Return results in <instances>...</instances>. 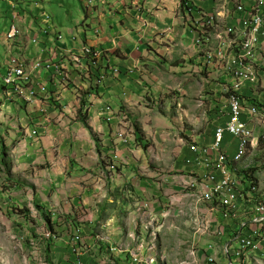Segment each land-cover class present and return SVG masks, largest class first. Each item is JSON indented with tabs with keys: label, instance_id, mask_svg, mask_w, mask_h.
Wrapping results in <instances>:
<instances>
[{
	"label": "crops",
	"instance_id": "crops-1",
	"mask_svg": "<svg viewBox=\"0 0 264 264\" xmlns=\"http://www.w3.org/2000/svg\"><path fill=\"white\" fill-rule=\"evenodd\" d=\"M50 1L57 5L62 3V0ZM78 1L81 7V0ZM8 2L12 7V4L16 5L22 0H8ZM238 2L239 0H95V7L91 15H85L82 10L83 17L81 20L76 22L72 29H65L68 39L54 43L50 41L53 36L50 38L46 35V40L38 45L33 44L35 47L34 53H27V45L32 43L30 37L39 30L46 26L50 34H61V31H56L52 21H41L42 3L37 10H18L19 13L15 19L13 18L15 15L13 11H11V14L0 12L2 24H7L8 19H6V16H10V27L16 24L20 30V35L13 43L6 40L5 34L0 36V49L7 54L6 60L0 65V74H2V71L5 73V64L9 58L14 56V50L18 52L16 55L23 59L34 60L39 58L47 60L50 49L55 48L57 53H62L58 60L65 63L72 75L78 78L75 69L68 60V53L83 45L109 52V55L101 59L98 65L105 70L111 66L119 70V76H110L107 71L108 77L102 85L94 89L91 94L88 90L84 94V96L90 95L86 98L85 105L86 128L79 121L68 119L75 120L74 118L66 117V115L62 116L68 104L77 105L72 90L61 89L59 91L62 107L54 109L52 106L43 105L47 111L46 116H44L38 112V108L42 105L39 101L27 104L12 96L9 89L0 88V150L3 156L5 154L3 150H8L7 141L15 139L14 143L18 144V140L14 137V131H17L15 124L18 125L17 128L24 131L28 138L35 130L38 137H41L39 148L57 147L58 154H51L44 150V153L39 152L36 157L29 152L22 157L27 165L34 158L40 162V166H44L45 172L42 173V176L43 179L45 177L47 179L46 185L44 184V189H42L41 198H39L41 199V205L38 214L41 218L43 214L49 216L48 213L51 212L49 198H52V196L47 194L50 190H53V187H57L58 181L61 182L62 173L69 172L68 165L72 170L79 169L82 176H84V169H86L88 173L85 174L92 177L91 186H82V191L85 190L87 196L107 186L111 195H114V197L109 198V203H115L116 198L118 203H121L126 210L129 206L132 209L134 208V201L136 202L141 198L134 195L141 193L146 195L147 201L150 202L136 203H138L137 206L148 210L146 216L144 212V217L149 220V215L158 219L162 214H167L163 210L162 202L166 200L165 197L171 198L176 195V198H172L171 201V204L174 205L173 208L182 209V214L187 216L192 215L193 200L190 190L186 189L198 176L206 174L203 164L207 157L202 156L199 171H191L190 169H194V167L188 165L187 162L193 160L196 155L190 151V148L193 146L210 148L213 144V132L209 128V134L198 136L194 132L187 131L186 138L190 139L188 143L185 141L186 139L178 138L177 132H171L181 130L182 123L178 120H170V116L166 113L172 105L170 98L177 90L179 93L184 91L182 92L183 97H195L197 93H203L207 100L223 96L225 98L224 93L230 78L221 76L218 73V65H207L203 58L201 59L199 48L196 46L197 32L192 29L191 23L196 16L204 14L218 17L216 25L219 31L228 26L239 29V20L246 13L242 14L235 11L234 6ZM186 5L192 8L191 12L185 10L184 6ZM245 8L250 9V3L246 2ZM87 20L90 21L89 24L86 23ZM261 42V55L264 57V35L261 37ZM41 48L44 49L40 50ZM189 74L193 76L194 81L197 78L199 81H203L201 84L202 89L197 90L198 84L196 83L192 85L190 83V88L181 89L182 79L187 82L186 79L190 77ZM34 79L44 80L48 91L53 92L54 84L48 74H35ZM212 81H216V84H212ZM74 82L79 83L80 88H86V84L81 82L79 78L78 81L74 79ZM241 93L252 101L248 103L244 99L245 103H257L264 106V78L257 85L246 83ZM148 103H150V108ZM211 103L213 104V101ZM175 104L178 107L181 106L182 100L179 103L177 101ZM106 106L111 107L114 113L127 115L133 125L136 124L137 116L145 112L157 110L159 114L164 113L167 116L164 117V121L154 124L155 129L160 131L155 135L150 134L149 125L143 127V129L141 128L144 134L142 144L137 142V138L134 142L127 138H117V124L114 122L107 125L99 117L100 110ZM219 106L216 107L215 114L217 111L225 110V108L221 109L222 106ZM188 110L186 108L182 112L187 114ZM10 120L12 123H10ZM65 124H69V130L67 131L62 130ZM193 128H195L194 125ZM4 130H9V133H11L9 134ZM94 136L99 141L98 145L94 141ZM147 143H151V148L148 147L145 150L144 145ZM18 145L23 147L21 144ZM236 145V141L229 136L224 140L222 148L229 158L234 154ZM32 149H35L34 146ZM68 152L70 153L68 154ZM211 154L214 156V153ZM65 162H67V165L62 164ZM168 162L175 164L169 170L171 173H164ZM61 166L63 170H61ZM8 173L11 174V172ZM51 173H54L55 178ZM0 175H3L1 169ZM34 178L36 179V175H34ZM216 178L218 179L219 176L217 175ZM20 185V183L16 185L14 182L13 192L18 191L22 186ZM60 186L62 185L60 184ZM56 193L64 194L65 190L54 191V194ZM181 193H183V196L179 197L178 195L181 196ZM44 195H47V201ZM101 195L107 199L104 191L101 192ZM154 197H156V200ZM35 198L38 197L35 196ZM185 204H187V207ZM196 212L199 215L205 214V210H196ZM209 219L212 230L225 225V223H219L217 215ZM143 224L148 226L149 222L146 221ZM156 225L158 229L162 228L160 222ZM230 226H233V224H230ZM190 229L192 236L187 237V244H185V249H187L185 255L183 254L186 257L185 261H190L191 248L194 247L195 243L202 242L195 251V264H205L204 255L208 244L213 246L211 252L217 264L224 263L221 257L222 253L219 251L220 248L223 249L226 245L229 247V253L232 254L234 253L233 250L238 247L232 241H228L226 235L221 239H215L212 235L206 239H199L195 233V228L190 226ZM226 230L228 231L227 228L223 227L222 232L225 233ZM115 234L120 235L121 233L116 232ZM160 235L146 238L137 235V238H134L133 234L128 236L102 234L101 236L89 237L86 243L90 244L93 252H84L87 256L85 262L133 264V256L147 259L155 255H162L165 257V264H182L177 261L178 252L173 249L174 246L171 249L165 248L164 238ZM98 237H105L107 241L101 242ZM107 247H117L119 250H123L122 254H116V252L115 257L108 261L105 259ZM177 249L179 250L178 246Z\"/></svg>",
	"mask_w": 264,
	"mask_h": 264
},
{
	"label": "rangeland",
	"instance_id": "rangeland-1",
	"mask_svg": "<svg viewBox=\"0 0 264 264\" xmlns=\"http://www.w3.org/2000/svg\"><path fill=\"white\" fill-rule=\"evenodd\" d=\"M38 1L40 0H22V2L16 4V7L19 11L37 10L34 3ZM41 3L42 9L40 11L47 14L53 22L56 31H61L60 35L63 40L68 39L65 34V29H72L75 23L81 20L83 17L82 5L80 7L78 0H62L60 5L52 3L50 0H42ZM11 11L12 8L8 0H0V12L2 14L4 12L11 14ZM6 19H8V22L5 25L0 21V36L7 34L9 30L11 17L6 16ZM86 23L89 24L90 21L87 20ZM50 35L54 36L56 33H51ZM46 38L45 35H42V37L40 35L38 36V41L46 40ZM27 47V53L35 52L33 43L28 44ZM17 53L18 52L14 50V55ZM6 58L7 54L4 50L0 49V65L4 63ZM3 73L4 71H2V74ZM189 75L190 77L186 79L187 82H184V79H182L181 89L190 88L193 83L198 84L197 90L202 89L201 84L203 81H199L198 78V81L196 79L194 81L193 76L191 74ZM190 83L191 85H189ZM212 84H216V81H212ZM182 92L180 91L179 93L177 90L173 93L170 98L172 105L168 108L166 114L170 116V120H178L182 123L181 130H174L171 132H177L176 135L178 138L186 139L185 141L189 143L190 139L186 138L187 131L191 133L194 132L198 136L209 134V128H211L213 132L214 123L217 119L220 121L219 117L214 119L215 115L218 114V111L215 114L216 107L220 105L219 107L222 106L221 109H224L226 101L224 96L213 100H207L203 96V93H197L195 97H183ZM185 93L187 94L186 91ZM74 97L77 105L68 104L62 116L66 115V117L75 119L72 120L68 118L71 121H80L83 119V114L86 116V112L84 108L78 105L77 96L74 95ZM181 100L182 104L178 107L175 103L177 101L179 103ZM210 101H213V104ZM148 104L150 108V103ZM186 108L189 110L187 114H184L182 110ZM166 114H159L157 110L140 114L137 116L136 127L139 129L140 133H143L141 128L143 129V127H148L149 125L150 134L155 135L160 131L155 129L154 124L164 121V117L167 116ZM18 116L21 117L20 115ZM10 123H12L11 120ZM193 125L195 128H193ZM14 126L17 129V131H14V137L18 140V144L23 145V147H19L17 143L15 144L14 139L13 141L10 140L6 142L8 150H3L5 151L4 156L0 150V169L1 173H3V175H0V264H89L85 262L87 256L84 252L88 251V253H92L93 251L90 244H87L86 241L89 240V237L101 236L102 234L117 236H128L133 234L134 238H137V235L146 238L161 234L160 236L164 238V247L171 249V247L174 246L173 249L177 250L178 263H191V259L190 261H185L186 257L184 255L185 251H187V249H185L187 237L189 235L192 236L190 226L192 228L193 219H189L191 215L187 216L182 214V209L173 208L174 205L171 204V201L172 198H176V195H170L172 196L171 198L165 197L164 199L166 200L162 202L163 210L167 214H162L158 219L149 215V220H147L146 217H144V212L146 216L148 210L137 206L138 203H136H149L150 201H147L146 195L136 193L134 196L141 198L136 202L134 201L133 209L129 206L126 210L121 203H118L116 198L115 203H109V198L114 197V195H111L107 186L87 196L86 191H82V186H91L92 177L85 174L88 173L86 169H84L85 173L84 176H82V172L79 169L72 170L68 165L69 172L65 171L62 173L61 182L58 181L57 187H53V190H50L49 194H47L48 196H52V198H49V209L51 212H46L49 216L42 214L44 218H49L48 222L43 219V217L41 218L38 214L41 205V199L39 198H41V194L43 193L42 189H44L43 186L44 184L46 185L47 179L46 177L43 179L42 176V173L45 172L43 169L44 166H40V162L34 158L32 159L33 161L31 160L30 164L27 165V163H24L22 157L27 155L28 152L36 157L39 152L44 153V150L51 154H58L57 147L39 148L41 145V137L28 138L22 129L17 128V124ZM68 126L69 124H65L62 130H69ZM250 128L253 130V138L255 137L252 144L254 148L249 149L245 159L241 163L235 165L234 170L238 173L244 171L247 167H254L256 170L255 175L259 179H263L264 125L261 123H254ZM4 131L9 133V130ZM127 131L129 132L128 129ZM3 137L5 136L3 135ZM141 137L144 136L141 135ZM256 140L257 144L255 142ZM94 141H96L98 145L99 141L97 137ZM25 144L28 145L24 146ZM145 145H147V148H151V143ZM33 146L35 148L34 150L32 149ZM69 153L70 152H68V154ZM194 159L199 161L197 156ZM205 161H207V159ZM199 163H201V161H199ZM62 164L67 165V162ZM167 164L168 165L165 166L167 172L164 171V173H171L169 170L175 163L168 162ZM61 170H63L62 166ZM193 170L195 172L196 170L199 171L197 163ZM134 171L136 172V170ZM7 172H11V174L9 175ZM74 173H76V175H74ZM51 174L53 178H55L54 173ZM34 175H36V179ZM199 177L202 176L200 175ZM14 182L16 185L20 183L22 186L20 185V189L13 192ZM60 184L62 186H60ZM64 190V194H54V191L58 192ZM102 191L107 195V199L101 195ZM47 195H44L45 200ZM35 196L38 198L36 199ZM178 196L182 197L183 193H181V196ZM154 198L156 200V197ZM185 206L187 207V204H185ZM146 221L149 222L148 226L143 224V222ZM159 222L162 227L161 229H158L156 225V223ZM50 228H52V230ZM116 232L121 234H115ZM201 243L202 242L196 244L195 249L197 247L199 248ZM176 245L179 247V250ZM219 251L221 252V249ZM260 253L259 250H256L250 254L247 253L239 257L233 255L230 258L233 264H240V262H244V264H264V255H260ZM221 257L224 262L221 263L226 264L228 259L222 254ZM205 264L217 263H211L207 260Z\"/></svg>",
	"mask_w": 264,
	"mask_h": 264
},
{
	"label": "clouds",
	"instance_id": "clouds-1",
	"mask_svg": "<svg viewBox=\"0 0 264 264\" xmlns=\"http://www.w3.org/2000/svg\"><path fill=\"white\" fill-rule=\"evenodd\" d=\"M41 2H42V0L35 2L34 6L36 8H38L41 5ZM86 2H87V0H81L82 10H83L85 15H91V13L93 12L92 10L95 7V0H91L90 7H86ZM246 2L248 4L250 3V9L245 8ZM257 3H258V0H246V1L245 0H239L238 4H236L234 6V9L236 12H239L238 7L241 6L242 11H240L239 13H242V14L246 13L243 16V18H240V20H239V25H240L239 29H237L236 27H229L228 26L224 30L219 31L217 29V25H216L218 17L211 16V15H204V14H202L200 16H196L195 19L191 23L192 29L197 32L196 46H198V48H199V53H200L201 59L203 58L204 62L207 65H213V66L218 65L219 66L218 67V73H220L221 76L230 78V81L227 83V87H226L225 93H224L225 94V101H226L225 110L218 112V114H216L215 118H214V119H216L217 117H219L220 121H218V119H217V121L214 123L213 144H214V131H215L216 126L220 122L223 123L224 118H226L228 116L229 101H230V98L232 96L231 91L235 90V91H239L241 93V91H242V89L246 83L251 84V85H257L262 81V78H264V65L262 63V60L264 59V57H262V55H261V45H262L261 37L264 35V5L261 9V14H260V16L262 18V30H261V33L259 35V44H258V48H257L258 52L255 50L256 51L255 55H257V56H256V60H255L256 62L253 64L255 71H256L257 81L256 82L244 81L241 84L240 88L236 89L235 84L237 83V79L235 78V76L233 75L232 70H231V68H232L231 66H233L232 61L234 59H237L239 62L241 60H242V62L246 61V60L242 59V56H241L242 55V44L245 41L246 35L248 33V29L246 27L247 25H244L243 22H244V19L246 17H248L249 15H251L255 12ZM184 7H185V10L187 12L192 11V8L189 7L188 5H186ZM226 7H228V6H226ZM11 8H12V11L15 13V15L13 16V18L15 19L17 17V14L19 13V11H18L19 9L14 4H12ZM251 17L252 16H250L249 18H251ZM40 19L43 22H51V19L47 16L46 13H42L40 16ZM247 20H248V18H247ZM208 21H211V24H208ZM13 31H14L13 37L9 38L8 37L9 34L12 33ZM95 32L97 33V31H95ZM41 34H43L45 36L48 35L50 38H51V36H53V35H50V33L48 31V27L45 26L42 30H39L35 35L30 37L31 42L35 45H38L41 42H43V40L38 41V36H40ZM19 35H20V30L18 29L16 24H13L10 27L7 34H5L6 40L9 43H13ZM61 40H63V38L60 34L54 35L52 40L50 39V41L54 42V43L61 41ZM82 47H87L90 50H92L93 52L94 51L99 52L101 54V56L96 60H90L92 58L86 57L84 60H82V62H81L82 64H80V67H76V66H74L73 61L69 59L71 56L70 54L71 53H77L79 51V49ZM80 48L76 49L73 52H69L68 53V55H69L68 60H69L70 64L72 65V67L75 69V73L78 76V78L80 79V81L83 82L84 84H86V88H84V89L80 88L79 83L76 84L74 82V79H76V81H78V78L72 75V73L67 68V65L65 63H62L60 60H58L62 53H57V49H55V48L50 49L47 60H42L39 58H36L34 60L23 59L18 55H14L11 58H9L8 62L5 64V73L0 74V88H3L4 90L9 89L12 96L21 99L23 102H25L27 104H32L35 101H39L42 105L38 108V112L40 114H43L44 116H46L47 111L43 105L48 106V107L52 106L54 109H58L62 105L59 94H58L59 91L61 89L72 90V91H74V95L77 96L78 105L81 106V104H83V106H81V107L84 108V110H85L86 98L88 96H90V95L84 96V94H86V91L88 90V92L91 94L94 89H97L98 87H100L102 85V83L104 82V80L108 77L107 71L110 73V76H119V70L114 66L108 67L105 70L103 67L98 65V62L101 59H103L104 57H107V55H109V52H107L105 50L98 49V48H94V47H91L88 45H83ZM42 49H44V48H41L40 50H42ZM217 51L222 52V57L219 58V57L214 56V57H211V59H208L210 54L216 53ZM11 59L22 60V62H24V64H25V67L27 68V70H31V72H32V80L30 81V83H27V84H24L21 82L18 83L21 88H25V87L30 88V94H31L30 99H25V92H21L19 94H16V92L13 91V88L3 84V79L7 74L8 63ZM36 62L40 63V68L38 70H32L31 67ZM56 68H57V70H56ZM42 73L48 74L50 80L54 84L52 93H50L48 91L47 84L44 82V80H41V79L35 80L34 79L35 74H42ZM58 73H60V76L57 75ZM65 74L68 75V78L64 77ZM229 93L231 95L228 97L227 94H229ZM237 98L240 100V102L242 103V106L245 109H248L251 107H256V108H259L262 112L263 108H262L261 104H254V103L248 104V103H245L242 99H240V97H237ZM0 103H1V101H0ZM110 115H111V119H109ZM99 117L107 125L113 124L114 122L117 124V128H118L117 138L118 139L127 138L128 140L130 139L133 142L136 141V138L138 135L136 128H135L136 124L133 125L131 120L127 117V115L122 114V113H114L111 107L106 106L100 110ZM257 119H254V123L259 124ZM84 120L86 122L85 114H83V119L80 120L79 122L82 123V125L86 128V123L83 124V122H82ZM254 123H252L250 126H253ZM127 129L129 130V132L127 131ZM141 135L144 136L143 133H141ZM35 137H38V134L36 133L35 130H33L30 138H35ZM142 138H144V137H142ZM254 138L252 139V144H253ZM255 142L257 144V140ZM213 144H212V146H213ZM212 146L208 149L198 148L196 146H193L192 148H197L198 151L196 153H194L192 151V148H190V151L193 154H195L197 156V158H199L198 159L199 161H201L202 156H206L207 160H209V159H212L213 157H215L217 154V153L212 151ZM252 146L253 145H251V147L249 149L254 148ZM210 150H211V152H210ZM219 151H220V153H223V152L226 153L225 150H223V148ZM211 153H214V156ZM230 159L231 158H229V156H228V161H229L228 163L229 164H227V166H228L229 174L231 176L235 177L236 179H240L241 181L242 180L244 181L245 178H250V179H253L254 181H259L260 185L264 188V174H263V179H259L255 175V172H256V170H255L254 173L253 174L251 173V175L249 177H245L244 173H240V172L236 173V171L234 170V167L237 164H234V165L230 164ZM199 161H197L196 159H193V160L188 161L187 164L194 167L197 163L198 168H199V166L202 164V161H201V163H199ZM204 162H206V161H204ZM203 165L205 166V163ZM247 169H252V168L247 167ZM247 169H245L244 172ZM190 170L194 171L193 168ZM205 170L206 169L204 168V171ZM206 174L203 175L202 177L206 176ZM214 175L217 177L218 174L215 173ZM200 178L201 177H199L198 179H195V180L198 181V180H200ZM194 181L191 182L187 186L186 190H190L191 198L193 200V205L191 206V214H192L191 218L193 219L192 223H193V227L195 228V233L199 239H203V238L206 239V238L210 237L211 235L215 239H221L224 237V235H226L228 238V241H232L238 247H237V249L233 250L234 253H232V254L229 253L230 252L229 247L226 245L223 249L222 248H220V249H221L222 255L227 256L226 258L228 259V262L226 264H233L230 257H232L233 255H236V252L240 249V244L237 241L238 231L236 229H235L236 232H232L231 234H229V231L226 230V232L224 233V232H222L221 229L217 228L216 230L219 229L222 232V235L220 237H216L213 234V232L215 230H212V228H211L212 226H210V232H208L207 235H202V234L196 232V221L197 220L195 218H197V217H199L200 219L204 218V215H206V209H205V205L198 203L199 198L196 195V186H195V184H193V183H195ZM196 210L197 211H204L205 210V214L199 215L196 212ZM193 213H195L196 215H194ZM214 215L218 216V219L220 221L219 223L224 224V222L220 219L218 214L215 213ZM214 215H211V217H214ZM237 225H238V223H233V226H237ZM101 238H103L101 242L107 241V239L105 237H101ZM196 244H198V243H195V245ZM195 245L193 248H191V253H190L191 263L185 262V264H195V260H196V258H195V251H196ZM109 248L110 247L106 248L105 254L108 253ZM115 248H117V247H115ZM118 249L119 248H117V250ZM212 249H213V246L211 244H208L207 248L205 249L206 250L205 255H204L205 262L207 260L209 261L208 257L212 258V261H209V262H211V263L215 262V260L212 256V252H211ZM257 250H259L261 252L260 255H264V244H260L259 248ZM255 251L256 250L250 251V252H248V254H250L251 252L253 253ZM116 254H118V253H116ZM153 254H152V256H153ZM115 255H114V257H115ZM137 264H165V257L162 255H155L152 258H147V259L144 258L143 261H140ZM240 264H244V262H240Z\"/></svg>",
	"mask_w": 264,
	"mask_h": 264
},
{
	"label": "built area",
	"instance_id": "built-area-1",
	"mask_svg": "<svg viewBox=\"0 0 264 264\" xmlns=\"http://www.w3.org/2000/svg\"><path fill=\"white\" fill-rule=\"evenodd\" d=\"M91 0H87L86 7H90ZM264 5V0H258L255 12L244 19L243 24L247 25L248 33L246 39L242 44V60L239 62L237 59L232 61L231 70L237 83L235 88L239 89L244 81L256 82L257 76L254 68L256 62L255 52H258L259 35L262 30V18L260 16L261 9ZM238 11H242V7H238ZM252 16L251 18H249ZM248 18V20H247ZM247 20V21H246ZM211 24V21H208ZM14 31L9 34V38H12ZM256 50V51H255ZM70 60L73 61L74 66L80 67L82 60L86 57H90V60L98 59L101 54L96 51H92L87 47H82L77 53L70 54ZM222 57V52L210 54L211 57ZM264 65V59L262 60ZM40 63L36 62L31 67L32 70H38ZM57 70V68H56ZM60 76V73L57 74ZM68 78V75H64ZM32 80L31 70H27L24 62L20 59H11L8 63L7 74L3 79V84L13 88L16 94L25 92V99H30V88H21L19 82L27 84ZM260 116V117H259ZM258 118V119H257ZM111 119V115L109 117ZM254 119L258 120V123L264 125V114L259 108L251 107L245 109L242 106L240 100L232 95L229 101L228 116L224 118V122H220L214 131V144L212 151L217 153L215 157L205 162L204 168L207 170V174L201 177L200 180L194 181L196 186V195L199 198L200 204L205 205L206 215L204 218H195L196 232L202 235H207L210 232L211 215L215 213L219 215L220 219L225 223L219 229L227 228L229 234L238 231L237 241L240 244V249L236 252L237 256H242L250 251L257 250L260 244H264V188L260 185L259 181H254L250 178H245L244 181L236 179L231 176L228 171L227 163L228 156L226 153H220L222 149V143L227 136L236 141V150L234 155L230 159V164H238L246 157L249 148L252 145L253 132L250 128L254 123ZM253 147V146H252ZM192 151L196 153L197 148H192ZM206 153V152H205ZM219 175V179H216L214 174ZM196 215L195 213H193ZM238 223L237 226H230V224ZM215 230L213 234L216 237L222 235L221 230ZM99 241L103 238L98 237ZM82 243V242H81ZM123 251V250H122ZM121 250H117L115 247H110L108 253L105 255V259L110 261L114 257V254H122ZM209 261L212 258L208 257ZM143 261L138 256L132 257L133 264ZM80 264V263H79ZM98 264V263H89Z\"/></svg>",
	"mask_w": 264,
	"mask_h": 264
},
{
	"label": "trees",
	"instance_id": "trees-1",
	"mask_svg": "<svg viewBox=\"0 0 264 264\" xmlns=\"http://www.w3.org/2000/svg\"><path fill=\"white\" fill-rule=\"evenodd\" d=\"M231 94L232 95H235L236 97H240V99H242L244 102H245V100L244 99H246L247 100V102L248 103H251L252 101L249 99V98H247V97H245V96H243L239 91H235V90H232L231 91ZM230 93L229 94H227V96L229 97L230 95H231ZM254 104H257V103H254ZM81 106H83V104H81ZM262 112H263V114H264V106H262ZM83 122V124H85V120L84 121H82ZM136 128V131H137V142L138 143H142L143 142V138L141 137V133H140V131H139V129H137V127H135ZM139 131V132H138ZM1 140V139H0ZM143 144V143H142ZM145 147V150H146V148H147V145H144ZM227 164H229V163H227ZM254 171H255V169L254 168H252V169H247L245 172L244 171H242V172H240V173H244V176L245 177H249L250 175H251V173L253 174L254 173ZM206 173H207V171H206ZM199 177H197L196 179H198ZM43 219H45L47 222H48V220H49V218H44V216H43ZM51 230H52V228H50Z\"/></svg>",
	"mask_w": 264,
	"mask_h": 264
}]
</instances>
